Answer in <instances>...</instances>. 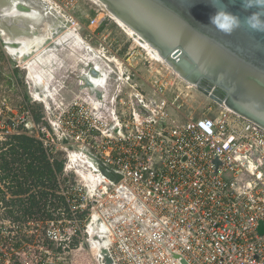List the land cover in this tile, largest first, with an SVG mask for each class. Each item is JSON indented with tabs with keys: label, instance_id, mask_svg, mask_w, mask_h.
<instances>
[{
	"label": "built area",
	"instance_id": "built-area-1",
	"mask_svg": "<svg viewBox=\"0 0 264 264\" xmlns=\"http://www.w3.org/2000/svg\"><path fill=\"white\" fill-rule=\"evenodd\" d=\"M47 1L88 44L110 18L97 8L84 24L75 13L81 0ZM140 48L93 47L105 64L104 96L69 101L28 96L18 75L26 66L0 49V264H77L75 237L94 216L109 229L114 264H264V130L222 106L160 126L168 107H182L179 77ZM18 135L38 140L49 162L63 159L54 186L24 174ZM63 137L121 179L100 175ZM32 196L39 204L30 207Z\"/></svg>",
	"mask_w": 264,
	"mask_h": 264
},
{
	"label": "water",
	"instance_id": "water-1",
	"mask_svg": "<svg viewBox=\"0 0 264 264\" xmlns=\"http://www.w3.org/2000/svg\"><path fill=\"white\" fill-rule=\"evenodd\" d=\"M94 3L104 8L108 16L112 14L114 20L117 18L118 25L120 21L130 28L133 36L150 44L179 78L264 130V33L242 24L227 34L209 24V17L216 12L210 0H94ZM222 3L241 19L249 14L240 0H222ZM70 26V21L47 0H0V49L20 65L45 49L51 50L50 45L68 33ZM72 31L80 35L78 30L72 28ZM86 69L82 74L84 88L91 97L101 99V88L90 78L97 79L99 71L92 65ZM202 80L211 86L202 87ZM140 88L157 108L149 89L142 84ZM218 91L222 96L216 95ZM135 108L156 123V118L141 105L135 103ZM158 124L164 127L169 121L161 118ZM62 144L70 153L83 154L106 179L114 183L121 179L118 172L88 148L75 147L67 137H63ZM260 230L264 231L263 223ZM85 232L87 238L82 247L94 250L98 264H114L109 229L99 216L89 220Z\"/></svg>",
	"mask_w": 264,
	"mask_h": 264
},
{
	"label": "rangeland",
	"instance_id": "rangeland-1",
	"mask_svg": "<svg viewBox=\"0 0 264 264\" xmlns=\"http://www.w3.org/2000/svg\"><path fill=\"white\" fill-rule=\"evenodd\" d=\"M97 8L99 7L95 5L93 1L81 0L75 8V13L85 24V22L87 21V17L92 15L97 10ZM82 28L83 29H81L80 31L84 33L86 30L84 27ZM96 32L99 33L97 41H93L88 44L84 41L81 34L74 35L70 30L68 33L63 34L56 39V41L52 44L53 46H51V50L45 49L34 57L36 61L33 63V65H31V67L43 64L45 65V67L53 66L55 69L57 65H54V63L56 62H59V66H63L61 67V69H55L57 71L56 73L58 74L57 76H54V73L51 72L53 74V77L51 76L52 78L47 81V87L49 91L48 96H86V93H88V91L86 88H84L82 74H84L83 72H85L87 69L82 64L87 67H91L90 63L92 61H97L101 62V64H104L99 57L101 56V54L97 50L88 52L87 46H90L91 48H99L104 46L106 47V49H110L111 51H116L115 49L122 48L119 53H121L125 48L128 49L130 47H140L133 40L132 36L127 34V32L122 27H120L111 17L108 19L106 25L98 28ZM106 35L108 36L104 37ZM136 61V59L132 60L133 63H135ZM75 67L77 68V70ZM83 67L85 69L84 71L82 70ZM136 68H140L142 73L148 76V73L145 71L144 66L142 67V64H139V62L137 63ZM60 74L61 76H59ZM54 78H56L57 80L60 79L59 82H55ZM178 81L181 90L180 103L182 104V107L180 108V112L176 111V109L173 107H168V112L171 116L168 120L169 124H171L172 121L181 124L184 123L187 118L200 117L201 115L205 114L206 111L210 108H213V110L215 111L220 108V105L218 103L211 100L208 96H205L198 92L191 83L186 82L181 78H178ZM51 88H54V90H52ZM144 88L148 89L146 87ZM79 90L82 91L80 92V94H73V92L76 93ZM79 158H81V160L84 162L83 157ZM89 175L91 178V174H85L87 178ZM88 223L89 221L86 222V225H88ZM86 238L87 234L83 229H81L78 235L75 237V242L78 248L74 252L73 258H77V264H90V262L95 258V252L93 249L82 247V245L85 244ZM68 257L71 256L69 255Z\"/></svg>",
	"mask_w": 264,
	"mask_h": 264
},
{
	"label": "trees",
	"instance_id": "trees-1",
	"mask_svg": "<svg viewBox=\"0 0 264 264\" xmlns=\"http://www.w3.org/2000/svg\"><path fill=\"white\" fill-rule=\"evenodd\" d=\"M40 112H35V118L38 119ZM16 143L21 148L20 154L17 153L15 159L19 161V166L27 177H32L35 184H41L48 187L54 186L56 173L63 170V159L53 163L46 157L41 143L29 136H16ZM22 163V164H21ZM44 195L43 191L41 192ZM30 207L39 204V200L34 196L29 198Z\"/></svg>",
	"mask_w": 264,
	"mask_h": 264
},
{
	"label": "clouds",
	"instance_id": "clouds-1",
	"mask_svg": "<svg viewBox=\"0 0 264 264\" xmlns=\"http://www.w3.org/2000/svg\"><path fill=\"white\" fill-rule=\"evenodd\" d=\"M210 3L216 12L209 17V24L220 28L227 34L240 28L242 24L255 32L264 33V0H240L243 9L249 13L243 19L230 11L222 0H210Z\"/></svg>",
	"mask_w": 264,
	"mask_h": 264
},
{
	"label": "crops",
	"instance_id": "crops-1",
	"mask_svg": "<svg viewBox=\"0 0 264 264\" xmlns=\"http://www.w3.org/2000/svg\"><path fill=\"white\" fill-rule=\"evenodd\" d=\"M35 61L36 60L34 58L33 60H31V62H29L28 64H25V66L27 65L26 68L22 69V70H18V75L23 79V81L25 83L26 91H27L26 93H27L28 96H30L33 99L34 98H38V97H43V96L45 98V96H47L48 93H49V91L47 89L48 88L47 87V81L53 77L52 73H54V76L58 75L56 73L57 71L55 70L56 68L61 69V67H63V66L62 65L59 66V62H56V63H54V65L55 64L57 65V67H55V69H54L53 66L45 67V65H43V64H39L37 66L31 67V65H33V63ZM90 64H92V62ZM82 65L85 68H87V66H85L84 64H82ZM84 67L82 68L83 71L85 70ZM76 70H77V68H76ZM47 71L50 73V75H49V73ZM59 76H61V74ZM139 84H141V83H139ZM80 92H82V91L79 90L76 93L73 92V94L74 95L75 94H80ZM106 92L108 94V91H106ZM104 93L105 92H103L102 96H104ZM86 94H88V93H86ZM59 97H62L64 100H71L75 96H56V98H59ZM48 102H50V99L48 100Z\"/></svg>",
	"mask_w": 264,
	"mask_h": 264
},
{
	"label": "bare ground",
	"instance_id": "bare-ground-1",
	"mask_svg": "<svg viewBox=\"0 0 264 264\" xmlns=\"http://www.w3.org/2000/svg\"><path fill=\"white\" fill-rule=\"evenodd\" d=\"M103 10H104V12L106 13V11H105V9L103 8ZM107 14V13H106ZM111 18L114 20V16L111 14ZM117 19V18H116ZM115 19V20H116ZM114 20V21H115ZM117 21H119V20H117ZM119 26L120 27H122L126 32H127V34H129L130 36H132V38H133V40L140 46V47H142L143 48V50L147 53V55L151 58V59H154V60H156V59H162V62L164 63V64H167L166 63V61L165 60H163V58H161V56H160V54L154 49V48H152L151 46H150V44H148L146 41H144V40H141V39H139V36H133V32H132V30L129 28H127L122 22H120L119 21ZM71 30V32L73 33V31H72V28L70 29ZM74 35H78V34H75V33H73ZM56 41V39L54 40V42ZM53 42V43H54ZM52 43V44H53ZM50 45V46H53V45ZM93 48H91L90 46H87V51L89 52V51H91V52H93L94 50H92ZM100 57V56H99ZM156 58V59H155ZM158 61V60H157ZM160 61V60H159ZM161 62V61H160ZM92 63H94L96 66H95V69L96 70H98L99 71V69H101V68H103V64H101V62H97V61H92ZM168 65V64H167ZM27 66V65H26ZM169 66V65H168ZM89 67V66H88ZM87 71H85V72H83L84 74L86 73ZM88 76V75H87ZM90 78H91V80L93 81V82H96L99 86H100V88H101V90H103V83H104V79H105V77H102V76H98V78L96 79V78H93L92 76H90ZM48 89V88H47ZM48 96V95H47ZM93 224H91L90 225V227L92 226Z\"/></svg>",
	"mask_w": 264,
	"mask_h": 264
},
{
	"label": "flooded vegetation",
	"instance_id": "flooded-vegetation-1",
	"mask_svg": "<svg viewBox=\"0 0 264 264\" xmlns=\"http://www.w3.org/2000/svg\"><path fill=\"white\" fill-rule=\"evenodd\" d=\"M201 86L202 87H209V86H211V84L208 82V81H206V80H202L201 81ZM199 92V91H198ZM216 95H218V96H222V93L220 92V91H218V92H216ZM218 110V109H217ZM209 112H211V113H213V112H215V110H213V108H210L209 109Z\"/></svg>",
	"mask_w": 264,
	"mask_h": 264
}]
</instances>
